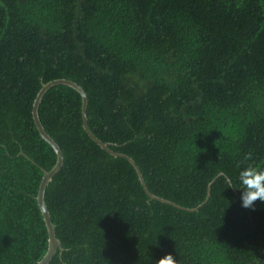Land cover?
Here are the masks:
<instances>
[{
    "label": "trees",
    "instance_id": "16d2710c",
    "mask_svg": "<svg viewBox=\"0 0 264 264\" xmlns=\"http://www.w3.org/2000/svg\"><path fill=\"white\" fill-rule=\"evenodd\" d=\"M264 264V203L240 206L242 163L264 167V0H0V264ZM251 153L253 159L244 161ZM231 178V179H230ZM193 210V211H188Z\"/></svg>",
    "mask_w": 264,
    "mask_h": 264
},
{
    "label": "water",
    "instance_id": "95a60500",
    "mask_svg": "<svg viewBox=\"0 0 264 264\" xmlns=\"http://www.w3.org/2000/svg\"><path fill=\"white\" fill-rule=\"evenodd\" d=\"M57 86H68L72 89H74L82 98V119H83V128L84 131L86 132V134L88 135V137L95 142L101 149H103L105 152H107L108 154L112 155L113 157L116 158H122L127 160L136 170L138 178L141 182V185L143 186L146 194L152 199V200H157L161 203L164 204H168L177 208L178 207L176 204L171 203L169 201H166L164 199H161L157 196H155L154 194H152L150 192V190L148 189L145 179L140 171V168L138 167V165L135 163V161L130 158L127 155L124 154H118L113 152L112 150H110V144H106L104 142H102L100 139H98L91 131L89 125H88V117H87V111H88V97L86 92L84 91V89L79 86L78 84H76L75 82L69 81V80H56L53 82H50L48 84H45L43 86V88L40 90V92L38 93L34 105H33V111H32V115H33V119H34V123L35 126L39 132V134L41 135V137L43 138V140H45L54 150V152L57 155V164L56 166L52 169L51 172H45L44 173V177L42 180V183L40 185V189H39V194H38V204L42 213V216L44 218V222L46 224L47 227V231H48V235H49V248H48V252L45 255V257L38 263V264H50L51 261L53 260V258L56 256L57 252L59 250H63L62 248V244L60 242V240L57 237L56 234V230H55V226L52 222L51 219V215L50 212L48 210L47 204H46V191L48 186L50 185V183L53 181V178L59 173V171L61 170V168L64 165V155L62 153L61 148L59 147V145L55 142V140L47 133V131L45 130L41 119H40V106L43 102L44 97L46 96V94L54 87ZM188 211H193V210H188Z\"/></svg>",
    "mask_w": 264,
    "mask_h": 264
},
{
    "label": "clouds",
    "instance_id": "9594fccd",
    "mask_svg": "<svg viewBox=\"0 0 264 264\" xmlns=\"http://www.w3.org/2000/svg\"><path fill=\"white\" fill-rule=\"evenodd\" d=\"M252 159L251 153L244 157V161ZM233 189L240 192V206L254 211L256 202L264 203V167L242 163L235 177ZM158 264H175V261L171 255H168L160 259Z\"/></svg>",
    "mask_w": 264,
    "mask_h": 264
}]
</instances>
